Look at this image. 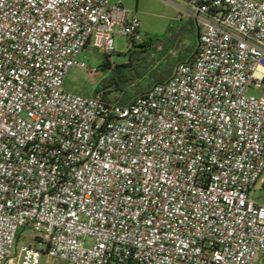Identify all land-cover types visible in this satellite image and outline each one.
<instances>
[{
    "label": "built area",
    "instance_id": "built-area-1",
    "mask_svg": "<svg viewBox=\"0 0 264 264\" xmlns=\"http://www.w3.org/2000/svg\"><path fill=\"white\" fill-rule=\"evenodd\" d=\"M172 1L198 51L120 106L64 85L122 3L0 0V264H264V0Z\"/></svg>",
    "mask_w": 264,
    "mask_h": 264
},
{
    "label": "rangeland",
    "instance_id": "rangeland-1",
    "mask_svg": "<svg viewBox=\"0 0 264 264\" xmlns=\"http://www.w3.org/2000/svg\"><path fill=\"white\" fill-rule=\"evenodd\" d=\"M120 3L140 20L142 41L134 45L125 37H118L116 51L111 55L89 47L82 58L90 67L98 69L100 74L93 79L87 71L75 67L66 78L65 91L85 97L101 94L109 102L117 103L124 96L123 89L135 94L155 86V76L161 69L196 47L198 34L192 30L190 16L182 10L186 7L183 2L112 0L113 6ZM148 41L153 43L151 48L142 45ZM125 80L131 81L127 88L121 83ZM250 93L260 94L256 91ZM250 195L254 201L264 204V176L253 187ZM41 264L69 263L43 254Z\"/></svg>",
    "mask_w": 264,
    "mask_h": 264
},
{
    "label": "trees",
    "instance_id": "trees-1",
    "mask_svg": "<svg viewBox=\"0 0 264 264\" xmlns=\"http://www.w3.org/2000/svg\"><path fill=\"white\" fill-rule=\"evenodd\" d=\"M191 25H192V30L195 33L198 34V28H197V25H196V23H195V21L193 19H191ZM198 42H199V39H198L197 43L195 44L196 45L195 48L191 49V51H189L187 54H184L182 57H180L179 59L175 60L173 63L168 64L166 67H164L163 69L160 70V73L155 76L156 77V85L168 82L173 77L175 69H176V67L178 65L188 63L189 61H191L194 58V56L196 55V53L198 51ZM133 44L137 45L135 43H133ZM142 45H144V47L148 46L149 48H151L153 43H152V41H148V42H146L145 44H142ZM141 58H145V57L141 56ZM105 66H108V64L105 65ZM121 83L123 85H125V88H127L130 85L131 81L130 80H125V81H122ZM153 87L147 88V89H143V90H141L139 92H136L135 94L129 93L126 89H123L124 96L117 101V104L120 105V106H126L133 99H135L138 96L144 95L146 92L151 90ZM103 99L107 100V97L104 95Z\"/></svg>",
    "mask_w": 264,
    "mask_h": 264
},
{
    "label": "water",
    "instance_id": "water-1",
    "mask_svg": "<svg viewBox=\"0 0 264 264\" xmlns=\"http://www.w3.org/2000/svg\"><path fill=\"white\" fill-rule=\"evenodd\" d=\"M198 39H199V33H198Z\"/></svg>",
    "mask_w": 264,
    "mask_h": 264
}]
</instances>
